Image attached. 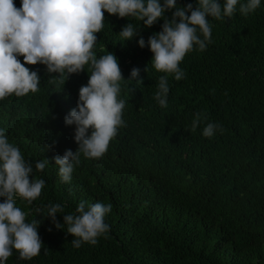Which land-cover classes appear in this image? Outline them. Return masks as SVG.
Masks as SVG:
<instances>
[{
    "label": "trees",
    "instance_id": "obj_1",
    "mask_svg": "<svg viewBox=\"0 0 264 264\" xmlns=\"http://www.w3.org/2000/svg\"><path fill=\"white\" fill-rule=\"evenodd\" d=\"M13 3L21 7V0ZM188 3L195 7L197 0H177L181 7ZM164 15L170 19L172 11ZM104 17L96 57L113 53L125 79L133 68L140 72L119 82L125 126L102 157L81 154L70 182L61 181L53 159L78 148L75 125L66 126L64 117L76 107L90 63L64 85L49 82L45 65L25 64L38 72V91L0 100V129L32 163L33 178L45 181L31 204L15 198L26 222H40L41 253L28 261L13 249L5 264H264V0L247 16L238 4L230 19L208 17L212 43L185 55L183 79L168 76L167 107L154 99L158 78L167 74L154 69L147 47L164 20L144 27L132 16L105 11ZM127 23L138 34L123 41L119 32ZM198 112L206 119L192 131ZM210 122L223 131L207 138L202 133ZM45 158L49 163L37 171L35 163ZM81 201L110 204L104 218L110 230L97 244L76 248L67 225L57 229L47 214L50 204H61L56 219L63 224Z\"/></svg>",
    "mask_w": 264,
    "mask_h": 264
},
{
    "label": "clouds",
    "instance_id": "obj_2",
    "mask_svg": "<svg viewBox=\"0 0 264 264\" xmlns=\"http://www.w3.org/2000/svg\"><path fill=\"white\" fill-rule=\"evenodd\" d=\"M238 4L240 14L247 16L260 6L261 0L245 3L224 0L223 4L218 0H197L195 7L192 3L178 6L177 0H21L20 8L13 0H0V100L12 94L20 97L38 91V72L25 64L45 65L52 77L49 82L64 85L69 75L84 71V66L90 63L91 75L87 84L79 88L76 107L64 117L66 126L75 125L74 141L78 148L53 157L61 181L70 182L81 154L85 158L102 157L118 129L125 126L122 112L126 101L118 99L119 82L136 80L140 72L133 68L125 79L113 53L96 57L93 48L96 34L104 27V12L119 18L132 16L142 21L144 27L164 20L161 31L149 36L147 47L153 54L154 69L167 74L158 78L154 96L161 107H167L168 76L173 75L177 81L183 79L185 73L179 64L185 55L194 48L204 51L212 43L208 17L230 19ZM166 11H172L170 19L164 15ZM137 34L132 23L122 26L119 32L123 41ZM138 45L146 46L142 36ZM20 56L24 63L18 59ZM202 119H206L203 113L195 114L192 131ZM217 130L223 131L220 125L210 122L202 134L210 138ZM48 163L46 158L39 160L35 169L43 171ZM32 173V163L25 160L17 146L8 142L5 130L0 129V197L4 198L0 203V264H5L13 249L20 259L30 261L44 246L37 231L40 222H26L27 213L16 206L17 196L31 204L45 187V181L33 178ZM110 212V204L97 202L86 206L81 201L75 214L64 215L63 224L56 219L57 213H63L61 204H50L47 216L57 229L67 225L66 232L74 237L71 243L79 248L82 243L97 244L100 236L107 238L110 226L104 218Z\"/></svg>",
    "mask_w": 264,
    "mask_h": 264
}]
</instances>
